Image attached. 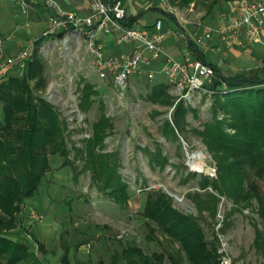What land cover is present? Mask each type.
Returning <instances> with one entry per match:
<instances>
[{
  "label": "rangeland",
  "instance_id": "rangeland-1",
  "mask_svg": "<svg viewBox=\"0 0 264 264\" xmlns=\"http://www.w3.org/2000/svg\"><path fill=\"white\" fill-rule=\"evenodd\" d=\"M154 1L161 3L160 0H123L131 14L142 12L143 15L137 16L138 26H149L146 24L162 17L164 24L173 31L167 37V43L175 42L171 38L174 36L178 40L176 44H182L179 35L183 32L172 19L156 11L144 12V8ZM167 2L184 16L191 13V19H202L203 14L196 16L193 13V5L181 7ZM39 11L46 18V11L41 6ZM24 12L17 0H0V19L2 16L9 18L10 34L15 33L14 41L7 45H15L18 36L25 33L21 36L19 48L29 45L33 54V44L43 35L45 25L33 23L35 15L32 11ZM33 25L36 29L31 31L29 26ZM0 29L4 34L3 28ZM105 44L106 54L110 57L129 51L128 47L116 46L111 38H106ZM203 51L209 59V54ZM38 55L44 62L47 80L42 95L65 122L69 153L63 157L46 152L40 158L49 170L44 173L37 189L32 186L35 182L20 183L17 198L9 204L10 211H0L1 219L4 216L12 222L9 227H0V237L25 243L41 259L39 264H63L61 259L66 249L72 264L77 261L111 264L113 254L128 243L140 246L146 253L173 252L178 244L168 240L159 230L154 240H147L150 227L142 212L149 196L165 192L181 212L196 217L200 215L188 195L205 192L199 188L203 174L209 178L218 174L214 154L200 134L209 122L225 117L222 110L215 113L214 97L204 96L193 103L179 99L165 76L158 72L160 62L152 68L155 71L153 78H148V69L142 70L130 78L125 88H120L108 70L94 65L83 36L72 31L44 40ZM178 59L183 56L179 55ZM159 83L168 87L169 103L149 99L151 88ZM85 87L92 95L88 97L90 102L82 103ZM180 100L185 111L177 112L176 103ZM103 117L111 128L103 144L96 145L93 142L94 125ZM167 123L174 129V136L171 131L169 134L165 132ZM226 130L234 133L229 128ZM89 147L95 152L93 155H103L100 156L102 161L109 157L116 162L122 179L129 185L130 197L125 205L116 203L110 189L102 183H92V170L83 169L84 159L87 160L85 151ZM77 153L85 157L77 158ZM247 183L264 195V177L253 175ZM208 190L212 191L211 188ZM26 193L33 195L26 196ZM25 196L27 205L43 215L40 221L28 217L21 203ZM256 206L255 203L254 207L237 211L228 219L232 201L221 197L216 216L212 217L205 210L200 220L207 240H213L215 234L219 247L221 241L227 244V253L233 264H264V256L254 246L257 231L264 226L255 212ZM228 223L223 232L221 225ZM152 226L156 227L155 224ZM79 242L84 243L78 246Z\"/></svg>",
  "mask_w": 264,
  "mask_h": 264
},
{
  "label": "trees",
  "instance_id": "trees-1",
  "mask_svg": "<svg viewBox=\"0 0 264 264\" xmlns=\"http://www.w3.org/2000/svg\"><path fill=\"white\" fill-rule=\"evenodd\" d=\"M221 1L225 0H169L170 3L181 7L193 5L195 14H203L202 20L209 16ZM138 18L130 16L126 25L132 26ZM62 35L63 33L58 36ZM47 38L49 37L41 36L35 41L32 58L25 73L22 76L11 75L0 86L1 212L10 211L9 204L17 198L20 183L35 182L32 186L36 189L39 187L41 178L49 170L48 165L40 162V158L46 152L63 157L68 156L69 153L65 138L67 129L65 122L42 95L47 80L44 62L38 55V49ZM195 46L189 43L192 51L195 50ZM213 67L216 71L213 88L217 89L225 83L230 91L224 95L219 93L214 95L216 102L214 111L216 113L222 110L225 117L209 122L204 131L200 132L218 165L216 177L209 178L202 173L204 176L199 188L205 192L196 191L188 195L200 215L196 217L181 212L165 192L149 196L142 212L147 226L150 227L147 240H154L155 233L159 230L168 240L177 243L178 247L173 252L146 253L140 246L128 243L120 252L113 254L111 264H219V239L214 234L213 240H207L200 220L205 210L212 217L216 216L221 197L232 201L233 207L227 214L228 219L235 212L254 207L256 203L255 212L264 224V195L255 191L252 184L247 183L253 175L264 177V69L252 70L223 80L221 70ZM83 90L81 102H90L92 92L86 87ZM168 91L165 84L159 83L151 88L149 99L153 102L169 103ZM181 102L180 100L176 103L177 112L185 111ZM99 121L94 125L93 142L96 145L103 144L107 131L111 128L106 118L103 117ZM166 127L165 132L169 134L171 131V135L174 136V129L168 123ZM226 128L234 133H229ZM91 149L89 147L85 151L87 160L84 159L83 169L92 170L94 172L91 177L92 183L94 185L102 183L104 187L110 189V194L116 203L125 205L130 197L129 185L122 179L116 162H112L109 157L102 161L100 156L103 155L99 153L93 155L94 151L91 152ZM76 156L85 157L81 153H77ZM163 160L166 161L165 158ZM72 164L75 167L74 163ZM77 168L78 166L75 169ZM27 195L33 194L26 193ZM26 196L21 202L22 205L26 204ZM1 217L3 220L0 218V227L12 225L9 218ZM228 225L229 223L221 225L223 232ZM83 243L79 242L77 245ZM254 246L264 256V226L262 230L257 231ZM61 262L72 264L68 249ZM21 263L39 264L41 259L35 256L34 251H31L25 243L0 237V264ZM73 264L85 263L77 261Z\"/></svg>",
  "mask_w": 264,
  "mask_h": 264
},
{
  "label": "built area",
  "instance_id": "built-area-1",
  "mask_svg": "<svg viewBox=\"0 0 264 264\" xmlns=\"http://www.w3.org/2000/svg\"><path fill=\"white\" fill-rule=\"evenodd\" d=\"M167 1H155V5L157 2L156 6L161 8L165 17L172 13L174 17L169 18L178 27H190V32L185 34L192 41L189 42L196 47L206 46L215 34L219 35L227 46L243 45L244 42L264 43V0H237L233 12L223 15V23L217 27L199 18L191 19L190 12L189 15L186 13L189 17L184 16L185 14L176 7H170ZM17 2L22 5L23 11H32L38 23L45 25L42 36L58 37L66 31L83 36L94 65L108 70L120 88H125L130 78L140 74L142 70L148 69V78H153L155 71L152 68L156 62H160L158 72L165 76L173 92L179 95V99H184L187 103L196 102L204 96L211 99L216 93L224 95L230 91L225 83L217 89L213 88L216 71L211 64L200 59H178L167 51L166 39L173 31L165 27L162 17L149 26H127L130 15L123 0H88L86 13L65 8L59 0ZM39 6L46 11V18L40 13ZM106 38L113 39L116 46L128 47L129 51L117 56H108ZM14 39L15 33L5 35L0 29V86L11 75L22 76L32 58L29 45L21 46L15 53H8L7 43L13 42ZM23 206L31 220L40 221L43 218L33 206L27 203ZM227 252V244L221 241L219 264H233Z\"/></svg>",
  "mask_w": 264,
  "mask_h": 264
},
{
  "label": "crops",
  "instance_id": "crops-1",
  "mask_svg": "<svg viewBox=\"0 0 264 264\" xmlns=\"http://www.w3.org/2000/svg\"><path fill=\"white\" fill-rule=\"evenodd\" d=\"M59 2L65 8L77 9L82 13H86L89 7L88 0H59ZM236 2L237 0L221 1L212 11V13L203 20L212 24L214 27L221 25L223 23L222 16L233 12V10L235 9ZM156 5H155V1L149 3L148 6L144 8V12L147 13L150 11H156L160 15H162L161 8H157ZM128 7L129 6L127 5V8ZM151 7L152 9H150ZM153 7L155 8V10H153ZM139 14H142V12L140 11ZM129 15L132 17L138 16L137 14L133 15L130 12ZM195 15L200 16L202 15V13H197ZM158 18L161 17H156L151 24H146V25H152L155 22V20ZM35 20H37L36 17ZM138 21H136L134 25L137 27H141L138 26ZM33 23H36V21H33ZM10 24L11 22L9 18L5 16L1 17L0 25L3 28L5 35L10 34V30L12 29ZM39 24L40 23H38L37 20L36 25ZM17 27H21V26L17 25ZM165 27L167 28V25H165ZM29 28H31V31L36 29L34 25L31 27L29 26ZM178 28L183 32L179 35V37L182 39V44H178V43L176 44V41L178 42V40L174 38V36L171 38H173L175 42L173 41L171 44H168L166 39L167 51L175 57L181 55L183 56L184 60L200 59L202 61H205L219 68L224 78L238 76L256 69H264V43L248 44L247 42H244L243 45L227 46L221 40L220 36L215 34L212 40L206 46L199 47L198 51H196V49L192 51L189 47V43H190L189 40L185 38V33L188 34V32H190V27L188 28L178 27ZM24 34L25 33H22L20 36H18L15 45H7V51L9 54L15 53L20 49L19 46H20V40L22 39L21 36ZM203 50H205L209 54V59L207 58Z\"/></svg>",
  "mask_w": 264,
  "mask_h": 264
},
{
  "label": "water",
  "instance_id": "water-1",
  "mask_svg": "<svg viewBox=\"0 0 264 264\" xmlns=\"http://www.w3.org/2000/svg\"><path fill=\"white\" fill-rule=\"evenodd\" d=\"M169 17H174V15L172 14V13H168L167 14ZM186 36V35H185ZM187 37V36H186ZM187 39L190 41V42H192L191 40H190V38L189 37H187ZM195 49H196V51H198V47H196L195 46ZM223 80H226L224 77H223ZM170 195H172L171 193H169ZM176 198H178V196L177 195H174ZM179 200H181V199H179Z\"/></svg>",
  "mask_w": 264,
  "mask_h": 264
}]
</instances>
